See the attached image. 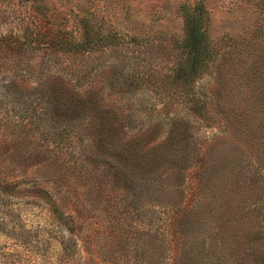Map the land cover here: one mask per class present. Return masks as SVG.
Returning a JSON list of instances; mask_svg holds the SVG:
<instances>
[{
    "label": "rangeland",
    "instance_id": "obj_1",
    "mask_svg": "<svg viewBox=\"0 0 264 264\" xmlns=\"http://www.w3.org/2000/svg\"><path fill=\"white\" fill-rule=\"evenodd\" d=\"M198 6L222 47L187 85L178 41ZM86 21L123 42L46 43ZM1 36L0 264H174L184 251L264 264V144L241 123L245 97L264 102V0H0ZM234 50L251 65L228 85ZM55 90L69 96L57 112Z\"/></svg>",
    "mask_w": 264,
    "mask_h": 264
},
{
    "label": "trees",
    "instance_id": "obj_2",
    "mask_svg": "<svg viewBox=\"0 0 264 264\" xmlns=\"http://www.w3.org/2000/svg\"><path fill=\"white\" fill-rule=\"evenodd\" d=\"M209 16L206 13V10L203 7H197L195 9V12H189L185 16V23H184V35L183 37L178 41V47L180 48V51H182L183 54V60H182V65L179 71H177V78L183 82H185L187 85L192 84L196 79L201 77L206 69L208 68V65L210 62H212L214 59H217L220 56V48L222 47V44L214 39L211 38L209 34V27L210 23L208 22ZM48 38V37H47ZM9 40L10 37H0V43L4 40ZM45 40V39H44ZM48 40V39H47ZM50 41L48 44H51L53 46H56V48H59L62 51L65 52H72V53H82L84 51H91L95 49H100L102 47H108V46H115V45H120L123 41L121 40V37L117 33H113L111 31H102L98 27L95 26V24L91 22H83V33L81 37L79 38H74V37H49ZM26 43L28 46H34V45H40L41 41L39 42L38 39H35L33 42L32 40L30 41H21L20 45L22 47L26 46ZM241 44H239L240 46ZM238 46V44H237ZM235 48V46H234ZM235 51L239 53H243L241 50H234L233 53L231 54V59L233 61V64L230 65V68H228L227 72L228 74V79L226 84H230L232 80V74L233 76H236L234 81L236 82H241L242 83H247L246 78L243 77L244 71H247L250 69L249 64V59H250V54L248 55V58H245L243 62H241L242 55L241 54H236L234 53ZM235 54V55H234ZM236 59V61L234 60ZM259 67V65H258ZM260 69V67H259ZM264 71V68L262 69ZM232 72V74H231ZM258 74V73H257ZM255 75L251 89H254L255 86H257L259 80L262 79L263 75ZM49 79L54 81V86L61 85L60 87L66 88V85L62 80L53 75H48ZM246 76V73H245ZM46 77V76H45ZM256 77H259V79H256ZM234 82V83H236ZM239 83V85H241ZM243 89L246 88V84L242 85ZM261 89L259 92L263 90V93L261 95L264 96V85H260ZM70 95V91H67ZM71 96V95H70ZM69 97L67 94L60 92V91H53L50 95V103H53L55 105L54 111H59L62 109L63 104L66 102V98ZM246 98V106L248 108V112L245 113V121H241V123H245V128L246 132L244 133V136L246 137H259L261 139L260 144H264V140L262 139L264 133H261V130L258 132V127L259 125L257 124L255 120L254 114H259L260 111H264V102L260 103L258 99L251 97H245ZM190 99H196L194 95H191ZM262 101V100H261ZM199 104V103H197ZM203 106V105H202ZM204 107V106H203ZM236 111L238 108H236ZM236 117L238 116L237 113ZM239 118V117H238ZM241 120V118H240ZM113 128L110 126H105L102 129V141L105 139H108L109 135L103 134L104 131H107V129ZM264 129V128H263ZM130 141V140H129ZM221 220L220 218H215L216 227L217 230H213V233L211 234V238H217L221 234L222 226H221ZM225 225V224H224ZM258 239V235L255 236L254 240H251V242H255ZM224 241V240H223ZM221 242V245H216L215 244V249L213 247L209 248L210 251L213 254H217L215 258L220 260L219 252L220 250H223L224 252L227 249V246L224 245V242ZM217 251V253H215ZM249 253V252H248ZM221 254V253H220ZM251 254V252L249 253ZM253 255V254H251ZM206 264H213V261H205ZM174 264H202L199 261H197L192 255H189V252L184 251V254H180V256L177 258L176 262ZM215 264V263H214Z\"/></svg>",
    "mask_w": 264,
    "mask_h": 264
}]
</instances>
